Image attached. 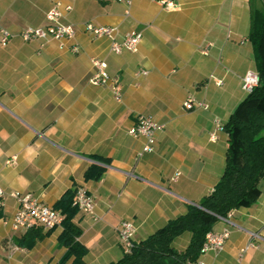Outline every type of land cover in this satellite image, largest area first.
Instances as JSON below:
<instances>
[{
  "label": "crops",
  "instance_id": "crops-1",
  "mask_svg": "<svg viewBox=\"0 0 264 264\" xmlns=\"http://www.w3.org/2000/svg\"><path fill=\"white\" fill-rule=\"evenodd\" d=\"M56 1L71 7L62 9L60 21L76 27L74 39L62 49L51 39L24 41L21 31L43 27ZM172 1L175 10L161 0H0V27L11 34L0 45V264H61L66 251L58 241L62 227L48 234L42 228L36 237L3 223L17 210L10 192H29L54 206L66 191L86 190L94 210L74 215L78 241L87 248L85 261L107 264L124 254L117 232L122 220L134 222L140 241L213 189L227 146L215 123L223 125L247 96L243 76L256 71L249 33L260 25L264 0ZM85 22L117 27L119 41L140 32L137 51L112 52L108 38L83 30ZM92 58L117 78L120 101L110 84L89 81ZM188 96L208 108L185 109ZM140 114L164 129L155 134L154 150L136 159L144 139L128 129ZM92 163L105 166L98 180L85 179ZM258 186L254 204L231 210V223H214L212 232L228 231V237L222 250L200 256L204 264H264V240L239 255L247 231L264 236V179ZM189 235L174 245L183 250Z\"/></svg>",
  "mask_w": 264,
  "mask_h": 264
},
{
  "label": "trees",
  "instance_id": "trees-1",
  "mask_svg": "<svg viewBox=\"0 0 264 264\" xmlns=\"http://www.w3.org/2000/svg\"><path fill=\"white\" fill-rule=\"evenodd\" d=\"M249 38L259 80L222 125L227 135L225 163L213 189L197 205H189L185 213L168 220L145 239L134 241L129 253L107 264H194L219 217H226L233 209L249 207L260 197L258 184L264 179V16ZM104 171L103 164L92 163L85 171V179L98 180ZM74 194L75 189L66 191L53 206L64 215L58 241L66 251L60 263L71 259L70 264H90L84 259L87 248L78 241L80 228L73 222L77 212L72 205ZM41 230L35 227L26 233L39 237ZM184 233L190 234L189 241L180 250L174 240Z\"/></svg>",
  "mask_w": 264,
  "mask_h": 264
},
{
  "label": "built area",
  "instance_id": "built-area-1",
  "mask_svg": "<svg viewBox=\"0 0 264 264\" xmlns=\"http://www.w3.org/2000/svg\"><path fill=\"white\" fill-rule=\"evenodd\" d=\"M130 4L131 0H118ZM162 6L167 10H175L179 5L172 0H161ZM63 10H70V5H64L61 1H56L47 10L45 14L46 24L42 27H27L21 31L20 35L24 41H30L34 39L42 40H55L58 43L60 49L65 47L67 41H72L76 34V27L72 24H65L60 21ZM127 9L125 13L127 14ZM83 30L90 34L92 37L101 38L106 37L111 41L110 49L112 52L119 54L122 50L126 49L131 52H135L138 49V45L142 39L140 32H128L123 35V38L119 41L116 38L117 27L115 26H98L93 22H85L83 24ZM11 34L8 30L0 27V45L5 46L10 38ZM73 51H77V46H72ZM204 53H207L204 50ZM91 64L94 68V72L89 81L94 85H106L110 84L112 94L116 101L121 100L122 91L117 78H113L107 71V64L103 60L97 58L91 59ZM146 70H140L137 74H146ZM258 73L254 70L246 72L243 76L242 88L245 92L249 93L258 84ZM217 84L220 81H216ZM183 107L187 110L194 108L207 109L208 105L202 101H196L192 96H188L184 102ZM215 127L217 130L222 129V125L219 121H216ZM164 129V124L155 122L150 116L137 115L136 120L128 129V133L133 137H141L144 139V144L141 150L136 154V159H139L142 154L152 152L155 144V134L159 130ZM214 137V136H212ZM15 162V157H11L6 160V164L12 165ZM178 173L176 174V176ZM128 176H134L132 172L128 173ZM174 180V178H173ZM4 195L3 190L0 188V198ZM9 195L16 200L17 210L11 218H4L3 223L9 224V226L17 231H28L35 227H41L43 229H53L56 227H62L61 222L64 218L63 213L54 208L44 204L38 200L33 194L29 192H10ZM2 205V201H0ZM72 205L77 210L92 215L94 210L93 197L83 188H76L73 197ZM230 212L226 217H219L228 223ZM134 222L130 219H124L120 222L117 232L119 242L124 253H129L134 246V234H135ZM248 242L240 249L239 255L241 256L249 247H256V241L264 240V236L256 231H247ZM228 237V231L221 233L209 232L206 235V241L201 249V255L205 252L212 250L218 252L224 248L225 239ZM193 264V263H189ZM194 264H204L198 259Z\"/></svg>",
  "mask_w": 264,
  "mask_h": 264
}]
</instances>
